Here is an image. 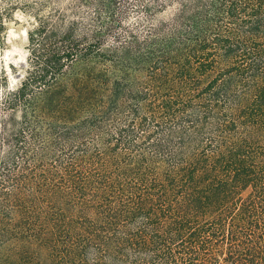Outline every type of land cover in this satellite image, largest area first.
<instances>
[{
  "label": "trees",
  "instance_id": "16d2710c",
  "mask_svg": "<svg viewBox=\"0 0 264 264\" xmlns=\"http://www.w3.org/2000/svg\"><path fill=\"white\" fill-rule=\"evenodd\" d=\"M28 35L0 264H264V0H72Z\"/></svg>",
  "mask_w": 264,
  "mask_h": 264
},
{
  "label": "rangeland",
  "instance_id": "374dc122",
  "mask_svg": "<svg viewBox=\"0 0 264 264\" xmlns=\"http://www.w3.org/2000/svg\"><path fill=\"white\" fill-rule=\"evenodd\" d=\"M71 1L0 0V19L6 28V38L0 53V77L7 79L12 86L19 85L28 61V32L34 27L36 17H47L53 9L67 5ZM167 16L168 13L165 12L159 14L157 18L162 20Z\"/></svg>",
  "mask_w": 264,
  "mask_h": 264
}]
</instances>
